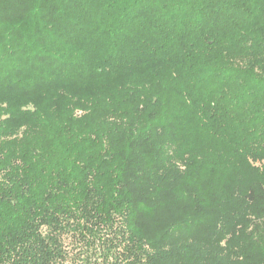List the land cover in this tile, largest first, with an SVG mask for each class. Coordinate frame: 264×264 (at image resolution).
<instances>
[{
  "label": "trees",
  "instance_id": "1",
  "mask_svg": "<svg viewBox=\"0 0 264 264\" xmlns=\"http://www.w3.org/2000/svg\"><path fill=\"white\" fill-rule=\"evenodd\" d=\"M0 264H264V0H0Z\"/></svg>",
  "mask_w": 264,
  "mask_h": 264
}]
</instances>
